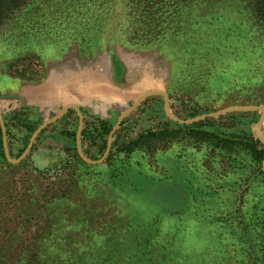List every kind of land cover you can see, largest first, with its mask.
<instances>
[{"label": "rangeland", "instance_id": "1", "mask_svg": "<svg viewBox=\"0 0 264 264\" xmlns=\"http://www.w3.org/2000/svg\"><path fill=\"white\" fill-rule=\"evenodd\" d=\"M106 1L99 11L90 0L84 13H96L99 23L74 37L58 24L49 37L22 46L0 37V97L42 82L51 65L64 66L66 81L78 74L85 89L93 81L100 110L86 109L84 120L90 130L100 122L103 136L100 152L88 147L93 160L146 92H165L170 114L181 120L264 105V28L246 0ZM163 2L168 7L160 11ZM150 4L152 15L142 9ZM109 95L110 105L103 99ZM137 106L115 131L103 164L77 156L75 116L48 127L18 165L0 153V253L10 254L9 264L25 263L26 254L31 264H264V174L245 146L260 113L231 112L201 127L237 143L223 151L190 135L193 124L171 122L161 96ZM22 110L25 128L54 115ZM163 124L166 136L134 143ZM61 129L70 132L67 145ZM17 136L25 147L30 133ZM39 152L44 168L33 163Z\"/></svg>", "mask_w": 264, "mask_h": 264}, {"label": "trees", "instance_id": "2", "mask_svg": "<svg viewBox=\"0 0 264 264\" xmlns=\"http://www.w3.org/2000/svg\"><path fill=\"white\" fill-rule=\"evenodd\" d=\"M95 1L98 3L97 7L99 8V11H101L105 4L108 3L106 0ZM246 1V6L252 8L251 14L254 17L253 19L259 26L264 28V0ZM90 4H93L90 0H0V37H3L7 44L22 46L30 41L32 37H36V35H46V37H49L52 32H56V29L53 26H56L57 24L60 26L64 25L65 28L61 29V31H64L63 33L66 32L67 35L70 34V37L79 35L80 31L88 32L85 28H87L89 23H99V15L96 13H84V10L88 9L87 7H89ZM144 7L145 8L142 7V9L145 10V14L149 13L152 15L157 11L153 4ZM166 7L168 6H166L164 2L161 3L160 11L164 10ZM136 9L138 10L137 13H139V15L140 13H143L137 6ZM143 21L144 20L140 22L141 27H145ZM82 26H84V28ZM53 36L56 37V35ZM21 74L23 73L21 72L19 77L26 80L21 77ZM224 117L225 116L208 118L199 123L193 124L196 129L192 130L190 135L198 138L200 141L209 143L215 149L223 151L232 150V148L237 145L233 139L225 138L201 129V127L208 126L210 123L223 120ZM34 130L35 129L31 127L26 128L27 133L30 134L33 133ZM45 130L46 129L38 135L35 142H37ZM84 135V132H82V136ZM166 135V132H153L149 135L142 136L139 142L162 138ZM245 146L247 148L246 150H248L251 155L252 160L260 163L263 154L262 144L256 138H253ZM130 151L131 150H128V152ZM0 153L3 156L1 150ZM10 156L13 158L11 152ZM9 255L10 254L7 255L5 253H0V264H9ZM24 256L28 260L22 264H31L32 254H26Z\"/></svg>", "mask_w": 264, "mask_h": 264}, {"label": "crops", "instance_id": "3", "mask_svg": "<svg viewBox=\"0 0 264 264\" xmlns=\"http://www.w3.org/2000/svg\"><path fill=\"white\" fill-rule=\"evenodd\" d=\"M78 70L74 71L76 73ZM64 66L51 65L46 71V76L42 82L23 83L20 86H15L14 92L4 95L0 99V113L4 117L13 112H20L24 107H34L44 114H57L66 105H75L83 112L86 109L92 111L100 110L99 103L102 101V94L95 87H90L92 84L88 82V88H83L78 74H74L71 79L65 78ZM85 87V86H84ZM83 88V89H82ZM111 104V96L103 97V99ZM87 100V103L83 102ZM87 108H82L84 105ZM110 106H108V109ZM5 111H4V110ZM89 114H92L88 110ZM93 113V114H94Z\"/></svg>", "mask_w": 264, "mask_h": 264}, {"label": "water", "instance_id": "4", "mask_svg": "<svg viewBox=\"0 0 264 264\" xmlns=\"http://www.w3.org/2000/svg\"><path fill=\"white\" fill-rule=\"evenodd\" d=\"M153 95H158V96H161L163 98L165 116L171 122H174L176 124L183 125V126L196 124V123H199L200 121H202L204 119H208V118H217L220 116H225L226 114L231 113V112H258V113H260V118H259L258 122L252 126V132L254 134V138H256L262 144V147H263L261 171L264 174V133L262 130V125L264 124V105L246 106V107L234 106V107H229V108L219 110V111H216L213 113L203 114L201 116H197V117L192 118V119L181 120V119L173 116L172 114H170V112H169V102H170L169 98L165 92L160 91V90H154V91L146 92V93L140 95L136 99V101L134 102L133 106H131L130 108H128L126 111H124L122 113L120 119L118 120V122L115 124V126L113 127V129L109 133L105 152L103 153L102 157L99 160H94V161L90 160V159L86 158L82 152L80 140H81V133H82V130L84 127L83 117H82V114H81V111L79 110V108L75 105H72V104L64 106L55 116L43 121L40 125H38L36 127V129L33 131V133L30 135L26 148L24 149L22 154L16 159H13L10 157V154L8 151V146H7L6 128H5L1 113H0V130H1V135H2L1 141H2L3 156H4L5 160L11 165L20 164L28 156V154H29L36 138L38 137V135L46 127H48L51 124L60 120L68 110H73L78 117V128H77L76 135H75V144H76V151H77L79 158L83 162H85L86 164H89V165L103 164L105 162V160L107 159L109 152H110L112 136H113L114 132L118 129V127L121 124V122L123 121V119L129 113H131L134 110V108L140 103V101L144 100L146 97H150ZM0 99H1V97H0ZM42 156H43L42 154L37 156L35 158V163L39 167L44 168L47 165L48 161L42 160V158H41Z\"/></svg>", "mask_w": 264, "mask_h": 264}, {"label": "flooded vegetation", "instance_id": "5", "mask_svg": "<svg viewBox=\"0 0 264 264\" xmlns=\"http://www.w3.org/2000/svg\"><path fill=\"white\" fill-rule=\"evenodd\" d=\"M162 100H163V98H162ZM169 101H170V99H169ZM163 105H164V101H163ZM138 106H136L135 108H134V110L137 108ZM79 108V107H78ZM79 110L81 111V114H82V117H83V123H84V127H83V130H82V132H84V136H82V133H81V140H80V143H81V149H82V152H83V154L85 155V157L86 158H88V159H90V160H93V157L89 154L90 152H89V149H88V147H91V148H95L96 149V151L97 152H100L101 151V149H102V144H103V142H101V138L103 137L101 134H102V131H101V128H100V126L98 125V124H100L101 125V123L100 122H98V124L97 125H95V122H93L94 123V126L93 127H91L92 129V132H90L91 130L90 129H88V126H87V124L86 123H91L90 121H88V120H84V116H85V112H83L80 108H79ZM25 112V110H22V111H20V112H14V114L13 113H11V114H13V115H11V114H9V115H11V119H10V123H11V126L10 125H8V119L6 118V116H2V119H3V121H4V125H5V128H6V135H7V146H8V151H9V154H10V152H11V154L13 155V159H16V158H14L15 157V153L18 151V149H20L21 147H24V145H23V141H24V139L22 138V137H20V138H18V136L15 138V136L16 135H18V133H19V136H21V134H25V132H27L26 131V128L25 127H23L22 126V124H21V121L23 120L22 118L24 117V115L22 114V113H24ZM16 113H18V114H16ZM23 115V116H22ZM56 115V114H55ZM55 115H53V116H55ZM173 116H175L176 117V115L177 114H172ZM53 116H51V117H53ZM72 116H75L76 117V119H77V128H78V117H77V115H76V113L73 111V110H68L65 114H64V116L60 119V120H58L57 122H55V123H60L61 121H64V120H66L65 122H70L71 120H70V118L72 117ZM50 117V118H51ZM18 118V119H17ZM126 118V117H125ZM125 118L123 119V121L121 122V124L119 125V127H122L124 124H125ZM49 119V118H48ZM65 122H63V123H65ZM127 122V121H126ZM55 123H53V124H51L50 126H54V125H56ZM40 125V124H39ZM50 126H48V127H50ZM52 126V127H53ZM115 126V125H114ZM48 127H46L45 129H48ZM51 127V128H52ZM118 127V128H119ZM163 127H164V124L162 125V128H160V132H165V130L163 129ZM36 129V128H35ZM113 129V128H112ZM111 129V130H112ZM110 130V131H111ZM77 131V130H76ZM110 131H109V133H110ZM125 132L127 131V129L125 128V130H124ZM61 132L63 133L62 135H63V139H65L66 140V145L69 143V140L71 139V135H70V132H69V130H67V131H64V130H62L61 129ZM109 133H108V135H107V138H106V142H105V145H104V148H103V151H102V153H104L105 152V149H106V146H107V139H108V136H109ZM263 133H264V130H263ZM32 134V133H31ZM30 134V135H31ZM43 135V134H42ZM41 135V136H42ZM75 135H76V133H75ZM40 136V137H41ZM30 137V136H29ZM126 134L124 135V137H123V139L124 140H127L126 138ZM141 135L139 136V138L134 142V143H138L139 141H140V139H141ZM120 138H121V136L118 138V140L120 141ZM1 139H2V135H1V130H0V141H1ZM122 139V140H123ZM29 140V139H28ZM39 140V139H38ZM37 140V141H38ZM118 140H117V142H118ZM116 142V138H115V132H114V134H113V136H112V142H111V147H110V151H111V149H112V147H113V145H114V143ZM17 143L19 144V145H17ZM35 143L36 142H34V144H33V146H32V148H31V150H30V152H29V154H31V152L32 151H34V149H35ZM74 143H75V137H74ZM27 144H28V142L26 143V145H25V147H24V149L26 148V146H27ZM16 145H17V150H15L14 149V147L16 148ZM1 146H2V141H1ZM51 147H52V145H51ZM24 149H23V151H24ZM62 149H63V153H70V151H69V146H63L62 147ZM75 149H76V144H75ZM16 151V152H15ZM76 151V150H75ZM3 152V151H2ZM76 153H77V151H76ZM41 153L39 152L38 153V155L37 156H39ZM49 154L50 155H48V156H54L53 155V153L52 152H49ZM109 154H110V152H109ZM103 155V154H102ZM36 156V157H37ZM77 156H78V154H77ZM11 157V156H10ZM57 157H58V155H57ZM79 157V156H78ZM102 157V156H101ZM100 157V158H101ZM18 158V157H17ZM42 158V160H45L44 159V157L42 156L41 157ZM99 158V159H100ZM80 159V158H79ZM98 159V160H99ZM35 160V159H34ZM81 160V159H80ZM48 161V160H47ZM82 161V160H81ZM94 161V160H93ZM262 161V160H261ZM33 163H35V161L33 162ZM48 164V163H47Z\"/></svg>", "mask_w": 264, "mask_h": 264}]
</instances>
